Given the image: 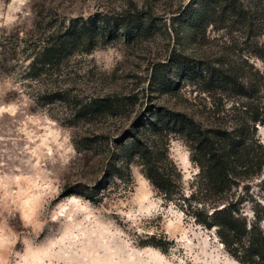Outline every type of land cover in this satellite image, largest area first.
Returning a JSON list of instances; mask_svg holds the SVG:
<instances>
[{
    "label": "rangeland",
    "instance_id": "374dc122",
    "mask_svg": "<svg viewBox=\"0 0 264 264\" xmlns=\"http://www.w3.org/2000/svg\"><path fill=\"white\" fill-rule=\"evenodd\" d=\"M178 1L187 0H0V264H241L215 227L197 224L187 208L159 196L139 166L131 167L127 188L112 184L99 202L78 194L60 196L86 191L100 179L104 146H90L88 137L127 122L110 116L76 119L72 95L135 93L133 113L161 106L203 126L230 123L235 107L247 102L217 88L204 91L200 79L181 80L177 74L167 93L149 85L150 67L167 61L174 46L210 66L220 60L246 72L247 61L264 69L249 55L248 30L241 22L217 24L215 17L197 36L184 30L177 44L167 26ZM258 1L264 7V0ZM126 9L150 11L154 32L133 40L121 35L74 55L69 75L59 81L74 88L69 99L43 104L38 90L54 80L23 77L28 59L23 60L21 40L70 18ZM255 139L264 147L263 125H256ZM169 155L181 170L184 195L190 196L198 167L188 144L172 135ZM224 199L254 221L264 205V168L233 185Z\"/></svg>",
    "mask_w": 264,
    "mask_h": 264
},
{
    "label": "trees",
    "instance_id": "16d2710c",
    "mask_svg": "<svg viewBox=\"0 0 264 264\" xmlns=\"http://www.w3.org/2000/svg\"><path fill=\"white\" fill-rule=\"evenodd\" d=\"M174 6L167 29L177 38V44L184 30L197 36L215 22V17L217 24L241 22L248 30L249 55L264 63V7L260 1L187 0ZM150 14L139 9L110 15L96 12L35 32L33 37L21 40L26 45L22 50L27 53L23 60L28 59L23 77L34 81L53 78L54 84L42 83L38 90L43 104L69 99L74 88L61 82L69 75L70 59L88 54L121 35L127 40L148 37L156 28L149 20ZM245 62L246 72L244 67H230L220 60L217 67L210 66L174 46L167 61L150 67L149 85L162 93L171 91L176 81L173 75L177 74L181 80L200 79L204 91L217 88V92L246 99V103L239 104L240 108L235 107L236 118L228 124L203 126L186 113L161 106H149L136 114L135 93H107L84 99L72 95V116L76 119L110 116L123 117L127 122L106 134L96 131L88 137L90 146H104L100 179L93 186L86 185V191H66L60 196L78 194L93 203L99 202L102 192L112 184L127 188L132 182L131 167L136 165L164 200L187 208L197 224L208 229L215 227L226 249L239 263L264 264V205L249 223L237 205L224 199L233 185L264 168V147L255 139L256 125L264 126V69L260 72ZM172 135L188 144L190 159L198 167L190 196L184 195L181 170L169 155ZM200 193L206 197L196 198Z\"/></svg>",
    "mask_w": 264,
    "mask_h": 264
}]
</instances>
